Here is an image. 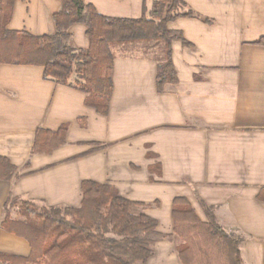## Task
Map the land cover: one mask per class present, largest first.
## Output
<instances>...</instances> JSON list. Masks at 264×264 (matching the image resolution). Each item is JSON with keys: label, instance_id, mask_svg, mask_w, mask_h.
I'll return each instance as SVG.
<instances>
[{"label": "crops", "instance_id": "1", "mask_svg": "<svg viewBox=\"0 0 264 264\" xmlns=\"http://www.w3.org/2000/svg\"><path fill=\"white\" fill-rule=\"evenodd\" d=\"M185 1L213 23L182 17L168 24L192 44L173 42L178 82L160 93L153 58L117 53L106 116L86 104L85 93L46 79L41 66L0 64V156L20 175L0 180V252L31 251L26 239L1 227L10 195L77 207L81 181L90 179L133 201H159L145 213L161 233L173 232L175 197H187L207 220L202 200L227 232L239 234L243 264H264V201L257 197L264 187V46L253 44L264 36V0ZM85 2L106 16L143 14L144 0ZM152 2L145 1L148 12ZM60 8V0H15L9 28L53 34ZM86 29L70 28L76 49H88ZM64 124L66 144L31 155L38 128ZM156 163L159 174L150 171ZM154 249L146 264H181L173 241H157Z\"/></svg>", "mask_w": 264, "mask_h": 264}, {"label": "trees", "instance_id": "2", "mask_svg": "<svg viewBox=\"0 0 264 264\" xmlns=\"http://www.w3.org/2000/svg\"><path fill=\"white\" fill-rule=\"evenodd\" d=\"M60 1L61 8L53 16L56 32L34 35L9 28L15 0H0V64L43 67L46 79L85 93L86 104L103 116L110 111L114 93L115 47L131 48L140 42L155 41L159 51L153 57L143 55L157 62L156 87L162 93L166 85L179 80L173 62V42L192 45L168 24L182 17L213 23L185 0H153L149 12L144 0L140 18L106 16L85 0ZM74 24L86 26L88 49H76L72 45L70 28ZM253 44L264 46V36ZM79 123L85 126L86 118H79ZM67 133L66 124L55 131L38 128L31 155L51 154L66 144ZM30 164L29 159L26 167ZM160 170L159 163L150 167L157 174ZM19 176L18 167L8 157L0 156V180ZM81 193V204L77 207L48 206L10 195L1 227L26 239L31 251L27 257L0 252V261L4 264H146L154 254L156 241L167 237L158 231V220L145 213L150 204L122 196L115 185L84 179ZM257 197L264 201V187ZM200 203L206 221L199 217L187 197L177 196L172 203L173 233L181 239L176 247L181 264H243L241 238H235L217 222L211 206L202 200Z\"/></svg>", "mask_w": 264, "mask_h": 264}, {"label": "rangeland", "instance_id": "3", "mask_svg": "<svg viewBox=\"0 0 264 264\" xmlns=\"http://www.w3.org/2000/svg\"><path fill=\"white\" fill-rule=\"evenodd\" d=\"M155 44H156L155 41H153V42H142V43L140 42L138 45L131 47V48H129L130 46H128V47H115L114 51H115V53H119V54L124 53V54H134V55H143L146 53V54H149L148 56L153 57L154 54L157 51H159V46H155ZM150 45H154V46H152V48L149 49L148 47ZM39 204H41V203H39ZM149 204H150L149 207H158L160 203H159V201H154V202L149 203ZM203 221H206V220H203ZM163 234L166 235L167 237L159 238L158 241H173L175 244V247H177V245L181 242V239L176 234H174L173 232L172 233H163ZM232 235L235 238H237L238 237L237 235H239V234L237 233V234H232ZM154 247H155V245H154ZM176 252H177V250H176Z\"/></svg>", "mask_w": 264, "mask_h": 264}]
</instances>
